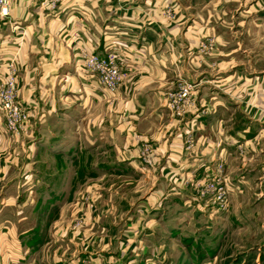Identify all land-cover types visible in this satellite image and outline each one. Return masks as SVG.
<instances>
[{
	"label": "crops",
	"instance_id": "1",
	"mask_svg": "<svg viewBox=\"0 0 264 264\" xmlns=\"http://www.w3.org/2000/svg\"><path fill=\"white\" fill-rule=\"evenodd\" d=\"M233 2L264 0H190L184 15L181 0L0 9V87L13 78L29 112L12 137L0 119V264H181L178 226L204 210L193 186L219 168L223 221L258 222L239 211L264 206V28L208 23ZM110 47L126 63L115 94L84 66ZM183 80L197 88L179 115Z\"/></svg>",
	"mask_w": 264,
	"mask_h": 264
},
{
	"label": "rangeland",
	"instance_id": "2",
	"mask_svg": "<svg viewBox=\"0 0 264 264\" xmlns=\"http://www.w3.org/2000/svg\"><path fill=\"white\" fill-rule=\"evenodd\" d=\"M56 1L59 0H50V6L54 5ZM181 4L182 13L184 15L186 13V10L189 11L187 7L190 4V0H181ZM248 8V3L241 4L240 6H238L237 2H233L230 4L229 14L225 16L222 12H220V10L214 9L212 10L213 15L211 16V20L208 23L213 24L215 28H264V3L257 11H249ZM204 12L205 10H203V13ZM209 13H211V11ZM165 14L169 18H173V8L171 4L166 6ZM185 22H187L184 23L185 28H187L190 23L194 24L190 19H186V17ZM113 51L116 52L119 57L123 60L121 61L123 63V69L125 70L126 63L124 57L120 55L118 50H115L113 49V47H110L103 53L99 54L104 55L108 52ZM13 82L16 94L15 99L19 103V105L23 107V109L27 112V119L25 122L26 126L27 120L29 118V112L26 109L25 105L19 99H17L16 81L13 78L8 77L2 82L0 87V100L2 98V92L5 91L8 86L11 85ZM182 85L183 86L180 88V90L175 94H179L186 86H189L190 96L186 103V109L192 102V95L194 94L197 88V84L190 80H183ZM0 106H2L1 101ZM175 110H177L176 107ZM0 119L4 121L5 129L7 130V136L12 137V133L15 131L9 128L6 112L1 108ZM25 126H23V128H21L20 130L24 129ZM214 177H219L222 180L224 179L226 182L225 177L221 175L219 171L217 174H214L211 177L207 178L205 182ZM9 178H7V180H9ZM202 185L198 183L193 186L194 199L192 200L193 203L196 200L197 204H199L204 210L201 212L199 211V209H192L190 212L191 215L194 217V222L181 224L180 226H178L180 232V239L178 238L179 240L176 241V253H182L181 264H211L210 262H212V260H216L215 264H259L261 260L260 253L264 251V229H261V227L259 226V223L264 220V206L260 209L263 215H260V211L252 208V206H248L247 210L244 209L242 211H239V216L242 213H250L249 215L254 217L258 221L257 223H243V221L246 219L244 217L243 219H237L236 216L238 215H236L235 211L233 212V215H231L233 216L231 217V220H229L228 222H224V219H222L221 217L224 216L225 213L229 211V209H231L230 189V200L228 209L222 211L220 210L219 203H214L209 198L202 200V198L199 197L198 188ZM248 200L251 202V197L249 196V194ZM257 211L259 212L258 214ZM197 212H199L200 214H198ZM211 252H216L217 255L212 256ZM176 259H178V257H176Z\"/></svg>",
	"mask_w": 264,
	"mask_h": 264
},
{
	"label": "built area",
	"instance_id": "3",
	"mask_svg": "<svg viewBox=\"0 0 264 264\" xmlns=\"http://www.w3.org/2000/svg\"><path fill=\"white\" fill-rule=\"evenodd\" d=\"M2 13H8L9 0H0ZM122 59L116 52H108L107 54L87 53L84 58V66L88 70L99 75L102 92L105 94H115L125 76ZM190 88L185 87L179 94L173 96V104L179 115H183L186 111V103L189 98ZM14 82L2 92L0 108L6 112L7 122L10 129L18 131L27 119V112L19 105L15 99ZM221 174V170L219 169ZM222 175V174H221ZM199 197L203 199L209 198L214 203L220 204V210L224 211L229 206V186L225 180L214 177L205 182L198 188Z\"/></svg>",
	"mask_w": 264,
	"mask_h": 264
}]
</instances>
